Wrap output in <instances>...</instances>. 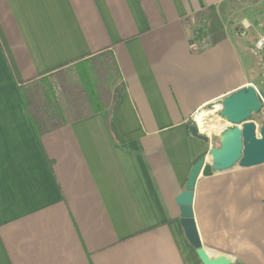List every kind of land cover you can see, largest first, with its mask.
Wrapping results in <instances>:
<instances>
[{"label":"crops","instance_id":"1","mask_svg":"<svg viewBox=\"0 0 264 264\" xmlns=\"http://www.w3.org/2000/svg\"><path fill=\"white\" fill-rule=\"evenodd\" d=\"M234 1L0 0V264H203L176 199L224 128L189 126L264 91V0L192 49L196 13ZM44 75L61 105L39 137L18 86ZM194 213L206 249L264 264V163L201 176Z\"/></svg>","mask_w":264,"mask_h":264},{"label":"water","instance_id":"2","mask_svg":"<svg viewBox=\"0 0 264 264\" xmlns=\"http://www.w3.org/2000/svg\"><path fill=\"white\" fill-rule=\"evenodd\" d=\"M264 102V91H258L252 84L246 85L224 97L219 117L228 125L218 135L219 146L209 151L211 162L202 157L192 168L186 189L177 197L180 206V221L185 235L203 264H233L235 260L225 253H213L206 249L200 235L194 213V196L198 179L214 172L226 171L236 164L253 167L264 163V125L258 127L253 118L257 116ZM195 137L210 141L195 120L189 126Z\"/></svg>","mask_w":264,"mask_h":264},{"label":"trees","instance_id":"3","mask_svg":"<svg viewBox=\"0 0 264 264\" xmlns=\"http://www.w3.org/2000/svg\"><path fill=\"white\" fill-rule=\"evenodd\" d=\"M210 20L209 11L196 13L192 28L193 43H200L204 39L210 29ZM18 87L36 133L41 137L52 128L46 115L53 114L55 109L61 105L57 97L59 90L48 75L22 83Z\"/></svg>","mask_w":264,"mask_h":264},{"label":"rangeland","instance_id":"4","mask_svg":"<svg viewBox=\"0 0 264 264\" xmlns=\"http://www.w3.org/2000/svg\"><path fill=\"white\" fill-rule=\"evenodd\" d=\"M248 3H250V2L247 0H237V1L230 3L228 6V9H225L223 7H219V8L212 10V11H209V13L211 14V20H210L211 29L214 30V29L219 28L221 30H224L226 28L228 29V28H232V27L236 28L237 30L240 29V25L238 24L239 20L243 16H246V12H244L241 9L246 7ZM263 5H264V3L258 4L256 6V9H257L258 14L260 13L264 16V10H262L264 8ZM248 18L252 21V19L249 16H248ZM263 27H264V19H263ZM207 110L208 111L213 110L212 105L209 106ZM215 114H217V113H215ZM219 123L224 128V125L221 124V120ZM215 130L216 129L212 130L210 133H206L203 131L202 132L204 134H209V136L212 138V137H214V131Z\"/></svg>","mask_w":264,"mask_h":264},{"label":"bare ground","instance_id":"5","mask_svg":"<svg viewBox=\"0 0 264 264\" xmlns=\"http://www.w3.org/2000/svg\"><path fill=\"white\" fill-rule=\"evenodd\" d=\"M216 110H203L196 116V121L203 132L210 133L214 129H222ZM221 119V118H220ZM222 120V119H221Z\"/></svg>","mask_w":264,"mask_h":264},{"label":"built area","instance_id":"6","mask_svg":"<svg viewBox=\"0 0 264 264\" xmlns=\"http://www.w3.org/2000/svg\"><path fill=\"white\" fill-rule=\"evenodd\" d=\"M192 49H197V44H192ZM254 52L257 55H264V36H261L260 38L257 39V41L254 44ZM212 107L214 110H216V113L219 115V112L222 109V104L221 101L215 102L212 104ZM199 114V112H197L194 116L195 120H196V116ZM201 130V128H200ZM202 131V130H201Z\"/></svg>","mask_w":264,"mask_h":264}]
</instances>
